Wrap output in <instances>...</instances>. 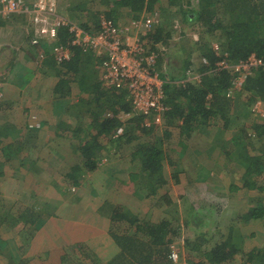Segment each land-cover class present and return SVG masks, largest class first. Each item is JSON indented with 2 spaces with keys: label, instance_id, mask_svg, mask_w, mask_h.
Segmentation results:
<instances>
[{
  "label": "trees",
  "instance_id": "16d2710c",
  "mask_svg": "<svg viewBox=\"0 0 264 264\" xmlns=\"http://www.w3.org/2000/svg\"><path fill=\"white\" fill-rule=\"evenodd\" d=\"M197 1L198 5L190 7L192 0H67L62 15L73 23L81 24L80 26L85 29L92 27L97 20L99 23L101 15L115 24H128L132 19H141L156 13L159 21L141 35V39L145 49L154 51L157 55L155 67L159 73L164 70L162 74H165L169 67L168 65L165 69L163 65L167 55L163 47L167 48L172 38V18L180 16L184 22L203 24V33H200V40L195 43L197 45L195 52L189 46L188 52L184 50L186 54L178 58V72L174 73L176 68L171 67L168 69L172 74H161V77L168 78L164 85L166 107L162 113V123L179 129L177 136L181 147L185 146L184 139H190L194 130L201 128V133L206 131L204 129L206 127L210 129L214 127L218 132L227 130L230 137H221L219 141L214 140L209 143V152L218 149L223 155L231 156L232 164L236 162L242 169L240 181L236 185L258 189L261 192L258 205L243 208L245 212L242 215L240 214L242 209H237L238 215L244 220L264 218V181L259 184L255 179L264 174V66L248 74L241 87L236 88L232 86L234 72L216 65L221 59L234 65L250 54H254L264 62V0ZM123 10L137 14L126 23H120L117 14ZM12 17L17 18V16L5 18L9 20ZM205 31L209 34L214 32L223 34L217 39L221 48L218 54L211 48V43L203 42ZM30 35L29 46L37 47L36 60L40 61L42 66L46 65L48 69L50 68L57 77L55 93L61 92L63 95L73 97L71 100L74 104H70L69 101L65 118L60 124L64 129H70L67 119L74 116V119H77V121L75 119L77 127L72 128L74 134H81L83 138H78L81 140L77 144L79 160L71 167V173L67 177L72 178V173L75 175L79 170L84 173L92 172L98 168L104 154V150L101 149L105 147L99 144V138L108 136V140L115 142L117 147L132 143L131 132L141 128V118L139 115L131 116V114L124 120L119 118V114L131 113L126 89L104 88L95 70L96 65H99L103 58L95 57L91 52L82 51L78 46L70 44L72 35L66 29H59L55 41L50 42L51 46L62 44L67 47L69 58L60 62L44 48L42 39L35 44L31 42ZM183 72H186L185 77ZM187 72L191 73V76H188ZM2 103L5 102L1 93L0 104ZM257 103H262V112L257 113L253 110L254 104ZM239 119L240 127L229 131L231 123L234 124ZM6 121L0 119L1 149L5 138L10 136L14 129L13 125ZM41 124L42 122H37L34 127L27 128L37 129ZM83 125L88 126L85 134L81 129ZM119 126H123L122 135L112 136ZM153 127L157 126L152 125L146 130L152 133ZM146 130L142 131L146 133ZM152 139L154 137L148 138V141L136 140L137 147L132 153V158L139 163V170L137 173L131 171L130 174L133 178H137V174L142 172L147 178L146 185L139 182L137 186L144 189L150 183L145 196L155 195L157 188L168 183L163 169L164 160L161 157L162 145L154 144ZM254 151L257 153L254 154ZM1 172L2 169L0 174ZM182 173L186 174V171H182L180 175ZM173 176L175 177L176 174ZM139 188L134 192L137 193ZM161 198L165 199L167 205L176 201L167 193ZM45 201L47 206L50 205L49 200L45 199ZM38 207L40 206L37 204L23 205L16 216L18 220L15 222L22 223L21 230H25L28 237L31 233L34 234L33 232L50 215L46 209L39 210ZM112 208L115 207L104 212L109 214L111 220L125 221L128 228H131V234L126 232L119 234L116 230H111L110 236L116 243L118 251L110 258H106L105 262L96 259L94 262L92 260V264H172L170 245L179 237V229L183 226L179 224L178 218L168 217L171 216L170 209L165 210V213L158 218L147 220L138 217L139 215L130 209L120 213V210ZM4 218L5 215L0 214V222ZM188 224L184 221L182 225L188 226ZM198 235L196 232L188 231L186 236L187 250L195 251L200 258L197 264H232L236 261L237 253L241 254L239 257L242 259L239 264H253V259L264 255V247H252L243 252L238 250L230 232L217 241L206 240L203 234ZM68 253L70 252L62 253L63 264H68L72 259ZM17 261L19 262H10V260L8 262L26 264L21 258Z\"/></svg>",
  "mask_w": 264,
  "mask_h": 264
},
{
  "label": "rangeland",
  "instance_id": "374dc122",
  "mask_svg": "<svg viewBox=\"0 0 264 264\" xmlns=\"http://www.w3.org/2000/svg\"><path fill=\"white\" fill-rule=\"evenodd\" d=\"M65 3H67V0H56L58 14H63ZM194 5H198L197 0H192V5L190 7ZM135 13L136 12H134V14ZM117 15L120 17L118 19L120 23H124V19H129V15L123 14V11ZM178 17L172 18L171 20L172 38L169 40V46L167 48L163 47L165 53H167L164 62L167 63L169 67L176 66L178 58L186 54L184 50L188 52L189 46H191L195 52L197 48L195 43L200 40V33H203V24L200 22L191 24L182 21L180 16ZM10 24H12L14 28H9L6 34L7 36L9 33L13 34L11 40L19 43L17 49L21 46L23 48L26 45L25 42L28 41L29 34H31L29 38L32 37V40L40 35V27L38 24L32 23L29 18L25 20L17 17ZM197 24L199 25L197 26ZM204 35L203 42H209L211 45H219L217 39L223 36L222 33L214 32L213 34H209L207 31L204 32ZM50 42L51 41L45 38L41 40V43H43L45 46L44 48L48 52L51 51L50 46L54 41ZM15 47L13 46V48ZM25 48L24 52L31 55L33 52L30 51L31 47L29 48L27 45ZM8 64L7 58L0 56V83L10 79L9 75L12 67L8 66ZM35 65L37 66V64ZM29 66L34 69V73L39 76L35 80L36 83L44 76H47L48 73V77L53 76L50 73L52 70L42 66L41 62H39V68L36 66L34 67L31 63H29ZM56 94L58 95V99L54 103V110L49 112L54 122L61 121L65 118L66 108L70 99L73 98L72 96L67 97L61 92L55 93V95ZM16 103L17 101L15 104ZM18 103L21 104L20 101ZM18 103L16 109L19 113L18 115L14 114V117L11 115L15 111L11 114V112L5 109L6 106L0 104V119H17L18 123H25L29 127H34L38 122L36 116L31 113L28 115V111L25 115L26 111H23L24 109L21 108L19 110V108H17ZM22 105L23 104H21V106ZM37 107H46L48 109L49 106L47 105V101L41 99L39 104L33 103L32 105L33 110ZM253 109L257 112L255 106H253ZM48 115L49 114H45L46 117ZM71 121H73V119ZM240 124V119L234 122V124L231 123L229 131L234 130L235 127L239 128ZM167 126L168 125L162 123L160 126L153 127V132L150 133V131L146 129L150 128L151 125L144 126L141 121V128L131 132V137L133 138L131 144L125 143L117 147L115 142L107 141L109 138L105 140V142L100 141L102 145H105V148L101 149L102 151L104 150L103 157L100 160L101 164H98L96 170L85 173V177L83 178L82 176V182L91 193L93 192L101 196L104 194L107 196L108 203L104 207L106 211L110 210L111 207H115L112 208L114 210H120V213L130 209L135 214H138V217L149 220L162 216L165 210L170 209L171 216L168 217L178 218L179 224L183 226L179 229V237L173 241L178 252L177 261L181 260L179 256L182 255L183 251L182 258L184 257L183 259L190 263L189 261H192L191 254L188 253L189 256L186 255L188 252L186 248V236L188 231L196 232V234H199L198 236L203 234L206 239L208 238L210 241L223 239L225 235L229 234L227 226H229L228 224H230V222L234 221L237 226L241 224L239 223L240 216L237 213V209L258 205V198L261 196V192L258 191V189H249L236 185V183L240 181L242 169L236 162L232 164L231 156L223 155L221 150L218 149L209 152V143L214 140L217 142L221 137H230L227 130L222 131L219 129L222 132H218L214 127L211 129L210 127H206L204 128L206 131L202 133L201 128L199 129L200 131L194 130L190 139L183 138V144H185V146L181 147L180 144H178L179 136H177L179 129L177 127H172V125ZM58 128L62 130V132L69 131V129H64L61 126ZM81 129L82 132L84 130L85 134L87 131L86 126L83 125ZM142 130H146V133ZM17 131H19V137H22L24 128L20 127ZM50 136H52V133H50ZM77 136L82 135L79 134ZM19 137L17 136V138ZM151 137H154V139H152L154 144L162 145L163 154L161 157H163L164 160L163 169L168 183L157 188L155 195L145 196L148 193L147 189L150 183L145 186L144 189L143 187L140 189L137 183L140 182L146 185L147 178L142 172L139 175L137 174V178H133L130 172L135 171L137 173L139 170L138 161L132 158V153L137 147L135 141H148L147 139ZM51 139H53V141L55 140L53 136L50 137V140ZM22 140L23 138L20 139V141ZM50 140H48V142ZM48 142L42 144V141H38L37 139V141L35 140L34 142V147L31 146L32 148L30 149L25 145L24 147L22 145L18 146L22 148L17 153L16 158L15 156L13 157V153L10 157L4 158L0 148V170L2 169V175L0 174V214L5 215V218L0 222V257L5 264H11L8 262L9 260L10 262L14 261L18 263V258L23 257L27 251V243L33 237H31L32 233L28 237L25 230H21L22 223L15 222L16 216L13 213H18L22 210L23 205L30 206L33 202L40 206L38 207L39 210L46 209V211L51 213L53 207H55V203L50 202L48 206L44 203L47 202L45 198L55 200L48 198L50 197L48 195V188L50 187V189H52V183L50 181H59L61 172L65 170V167L68 166L75 157V153L79 152L78 145L72 143L70 144L71 152H68L63 157V154L60 152L64 149L63 145L53 142V145L50 146L47 144ZM7 145L8 144L2 143L1 147H6ZM255 153L257 152L254 151V154ZM22 157H25L23 161H21ZM182 171H186V174L182 173L180 175ZM175 174L176 178L173 176ZM130 175L131 180L129 179ZM255 179L257 183L261 184L264 181V174ZM135 180L137 181L135 182ZM102 182L104 184L101 185ZM62 185L61 183V186ZM65 188L64 186L61 189ZM137 188L139 189L137 193H135L134 191ZM100 189H105V192H102ZM57 192L59 198V193L61 191L57 190ZM166 193L176 200L173 204L167 205L165 204V199L161 198V196ZM159 206H161V208ZM228 207L232 212L225 213ZM244 210L242 209L241 215L244 214ZM97 214H99V211L96 212V215ZM184 221L189 223L188 226L182 225ZM247 222H250V224L242 226V229H246L248 233H252L250 239L256 242L258 247H264V218L250 219ZM111 229L112 231L116 230L119 234L122 232L131 234V228H128L127 223L122 220L114 219L111 224ZM58 234H60L58 230L49 228L48 238L44 237L43 239L39 238L41 241L38 240V242H40L39 246L41 247V251L50 248L58 249V247H55L58 244ZM36 237L37 236H35V238ZM47 239L49 241H47ZM70 242L61 248V250L63 249L66 252H70L68 255H70L72 259L69 263L92 264V260L94 262L97 259V255L93 252V247L96 246L94 242L85 241L87 245H80L75 239H72ZM42 257L46 258L47 256L44 255ZM25 259L26 264H30L31 260L29 259V255L26 256ZM232 264H239V262L235 261V263ZM253 264H264V255L253 259Z\"/></svg>",
  "mask_w": 264,
  "mask_h": 264
},
{
  "label": "crops",
  "instance_id": "0c3cea01",
  "mask_svg": "<svg viewBox=\"0 0 264 264\" xmlns=\"http://www.w3.org/2000/svg\"><path fill=\"white\" fill-rule=\"evenodd\" d=\"M124 13L125 15H129V19H131L132 16L136 15V13L134 14L130 10L128 11L123 10V14ZM141 15H143V13ZM17 17H20V19L26 20V17L24 16H17ZM12 19L14 20L15 17H12ZM12 19L7 20L6 18L4 19L0 18V56H2L3 58L6 57L7 61L9 62L8 66L12 67L10 71V75H9L10 79L7 80L6 82L0 83V91L3 96V101L5 102L4 104L2 103L1 105L6 106L5 109L8 112H11V114L12 112L15 111L11 115L12 117H14V114L18 115L19 113V111L16 109V105L20 101V103L23 105L21 106V104L18 103L19 107L17 106V108H19V110L21 108L24 109L23 111H26L25 115L27 111H28V115L29 113L34 114L38 122H42L41 124L42 127H39L37 129L33 128L29 130L27 128L29 126H27L25 123H18L17 119L15 120L4 119V121L7 120L6 122H9V124H12L13 125L12 127L14 129L12 131L9 130L11 131V135L7 136L5 138L7 140L3 142V144H8V145L6 147H2L1 154L4 158H8L12 155V153H14L13 157L15 156L16 158L17 153L22 148L18 146L22 145L24 147L25 145L30 149L34 147L33 145H34L35 140L37 141L38 139V141H42V144H43V143L48 142V140H50V137L53 136L55 140L53 141V139H51L50 140L51 142L49 141L47 144L51 146L53 145V142H54V143L63 145L64 149L61 150L60 152L63 154V157H64V155H66L68 152L69 153L71 152L70 144L80 143L81 142L80 139H82L83 136H76L78 134L76 135L74 134V130L72 128H75V126L77 127L74 116H70L67 119L68 125L70 126V129L68 132L66 131L62 132V130H59L58 127L61 126L60 124L61 121H57V122L52 121L49 112L54 110V103L58 99L57 97L58 95L57 94L55 95V92H57L56 87H55L57 77L53 73V71H51L50 73L53 75L52 77H48V74H49L48 73L47 76H44L37 83L35 82V80L39 76L38 74L34 73V69H32L29 66V63L33 64V66L37 64V66L36 65L35 66L39 68L40 61L36 60L37 58L36 48L37 47L30 48L29 46L30 44L28 40L25 42L26 45L23 48L21 46L17 49V46L19 43L13 42L14 40H11V37H13V34L9 33L8 36L6 34V31L9 30V28L10 29L14 28L12 24H10L11 22H13ZM129 19L127 20L124 19L123 22L126 23ZM95 23L96 24H92V27L90 28L88 27L85 29L89 31H96L98 29V20ZM27 45L31 49L30 51H33L31 55H28V53L26 54L24 52L26 49L25 47H27ZM13 46L14 47L16 46V47L13 48ZM163 65L165 69L168 67V64L165 62L163 63ZM43 66H45L48 69L46 65H43ZM173 69H175L174 73L178 72L177 63H176V66L173 67ZM95 70L97 73V78L100 81V77H101L100 71L97 67ZM171 72L172 71L167 68V71H165V74L166 73L169 74ZM162 73L160 71V76ZM165 74H162V75H165ZM182 74H184V77H185L186 72H183ZM194 75H197V74H194ZM164 79H168V78L165 77ZM49 80L52 81L53 83L50 82ZM41 99L47 101V105L49 106L48 109L46 107H42V108L37 107L35 110H33L32 109L33 103L39 104ZM71 99H70V104H74ZM16 101L17 103L15 104ZM45 114H49L47 116L48 118L45 116ZM72 119L73 121H71ZM0 124H2V122H0ZM84 126H86L87 128V125H84ZM20 127L24 128V134L22 135V137H19V134H18L19 131H17V129H20ZM50 133H52V136H50ZM17 136L19 138H17ZM21 138H23L22 141H20ZM108 138H109L108 136L100 137L99 144L102 146L101 142L102 141L105 142V140H107ZM107 141L109 142V140ZM78 154L79 152L75 153V157L71 160L69 165L65 167V170L61 172L60 174L61 177L59 181H56V182L53 180L50 181L52 183V189H50V187L48 188V191H49L48 195L50 197L48 196L47 197L51 199H55L56 201L49 200L46 198L45 199L49 200L48 202L55 203V207H53V211H51L50 215L47 216L43 224L39 228H37V230L34 231L33 237L30 240L31 242L29 243L30 245L28 244L27 251L25 252L23 257H19L23 259L25 262H26L25 257L29 255V259L31 260L30 264H47V263L48 264H62L61 258H62V253L64 250L63 249L61 250V248L65 246L68 242L72 241V239H75L77 243L80 245H87L85 241L94 242L96 246L93 247V252L97 255L96 257L100 262L106 261V258L108 257L110 258V256H113L114 253L118 251V247L116 243L112 240L110 236V233L112 230L111 224L113 223V220L109 218V214L107 212H104L105 211L104 207L108 203L107 196H105L104 194L102 196L97 195L92 192L94 194L93 195L90 191H88L85 187L86 185H84L82 182V176L84 178L85 173L82 172L81 170L77 171L75 175H73L72 173V178L67 177V175L71 173V167L75 165L79 160ZM24 159L25 157H22L21 161H23ZM61 183L63 184L62 186H61ZM102 184L104 183L102 182L101 185ZM15 186H19V185H15ZM64 186L66 188L61 189ZM57 190L61 191L60 192L61 194L59 193V198L57 196V193H58ZM100 190L102 192H105V189H100ZM31 204H35V202ZM98 211H99V214L96 215V212ZM228 212H232L229 210V207L228 209L225 210V213H228ZM13 214L17 216L18 213H13ZM27 215L28 213L26 214V216ZM243 220L244 219H241L240 217V220H239V223H241L240 226H237L234 223V221L230 222V224H228L229 226H227V231L232 233L233 241L236 244L237 249L240 250L241 252L250 250V248L252 247H258L256 242H253L250 239V235H252V233L251 232L248 233L246 229H242V226L250 224V222H247L248 220H244L245 222ZM18 222L21 223L20 221ZM49 228L58 230V232L60 233L58 234L59 235L58 244L55 246V247H58V249L50 248L48 250L41 251V247L39 246L40 242H38V240L39 238L41 239H43L44 237L48 238L47 235H48ZM35 236L37 237L35 238ZM34 238H35V241H34ZM47 241L49 240L47 239ZM187 251H188L186 253L187 256H189L188 253L191 254L192 261H189L190 263H188V261H185L183 259L184 257L182 258L183 251H182V255L179 256L181 260L177 262L172 260L171 263L172 264H197V262L200 260L199 256H197L195 251L193 252H191L190 250H187ZM44 255H46L47 257L46 258L42 257ZM240 255H241L240 253H237L236 254L237 257L235 258V260L239 261V263L242 260L241 257H239ZM0 264H5V262L2 261L1 257H0Z\"/></svg>",
  "mask_w": 264,
  "mask_h": 264
},
{
  "label": "built area",
  "instance_id": "2783aa9c",
  "mask_svg": "<svg viewBox=\"0 0 264 264\" xmlns=\"http://www.w3.org/2000/svg\"><path fill=\"white\" fill-rule=\"evenodd\" d=\"M9 16H24L32 23L38 24L40 35L31 41L35 44L42 38L53 42L58 30L66 29L72 35L70 44L78 46L82 51L91 52L95 57L103 58L100 64L96 65L101 74V85L106 89H126L131 113L119 114L120 119L131 114L139 115L144 126L162 124V113L166 107L164 104L166 79L156 70L157 55L154 51L145 49L141 39V35L159 21L156 13L141 19H132L128 24H115L101 15L98 29L89 32L58 14L56 0H0V17ZM211 48L217 54L220 52V46L217 44H212ZM50 53L58 62L68 59L70 55L67 47L62 44H53ZM216 65L232 70L234 72L232 86L240 88L246 76L258 67L264 66V62L250 54L234 65H230L225 59L217 61ZM187 75L191 76V73L187 72ZM254 106L257 112H262V103ZM122 132L123 126H119L112 136H121ZM170 247L171 259L177 262V249L173 243Z\"/></svg>",
  "mask_w": 264,
  "mask_h": 264
},
{
  "label": "clouds",
  "instance_id": "9594fccd",
  "mask_svg": "<svg viewBox=\"0 0 264 264\" xmlns=\"http://www.w3.org/2000/svg\"><path fill=\"white\" fill-rule=\"evenodd\" d=\"M220 50H221V48H220Z\"/></svg>",
  "mask_w": 264,
  "mask_h": 264
}]
</instances>
